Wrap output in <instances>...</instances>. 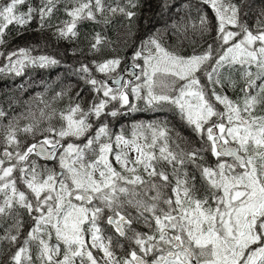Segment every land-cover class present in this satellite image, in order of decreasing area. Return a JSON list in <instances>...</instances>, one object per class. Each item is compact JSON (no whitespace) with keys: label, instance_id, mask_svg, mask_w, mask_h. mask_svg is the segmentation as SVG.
I'll list each match as a JSON object with an SVG mask.
<instances>
[{"label":"snow or ice","instance_id":"snow-or-ice-1","mask_svg":"<svg viewBox=\"0 0 264 264\" xmlns=\"http://www.w3.org/2000/svg\"><path fill=\"white\" fill-rule=\"evenodd\" d=\"M204 3L216 15L220 54L214 58L209 45L204 53L185 57L168 51L150 37L134 54V59H143V66L134 64L133 68L140 69L144 79L131 92L148 105L161 102L175 105L197 134L203 138L206 132L207 150L218 158L216 166L198 162L203 159L202 149L185 151L172 140L166 127L149 124L150 134L134 131L131 139L119 134L113 141L104 124L94 135H87L92 129L87 117L94 114L99 118L110 100H118L132 110L136 108L124 90L128 83L115 91L107 82L100 83L94 90H102L106 99L94 103L88 112L79 104L71 107L64 117L66 127L56 133L60 138L85 137V143H68L63 147L59 139L46 136L15 154L7 147L3 150L0 216L15 214L16 234L9 232L0 239L18 243L23 221L16 213L17 208L26 210L34 222L10 257L12 264H34L33 243L39 264H264V116L254 115L257 106L264 104V27L250 29L241 21L239 6L231 0H204ZM25 4L26 0H9L0 6V44L9 25H26L36 12L43 27V21L51 17L55 8L54 0H45L39 9L28 7L21 11ZM103 11L102 0L78 3L67 11L71 21L57 28L58 35L75 37L79 20L95 19L96 13ZM108 11L123 13L128 18L135 15L120 7ZM200 23L202 29H207L206 17H201ZM229 26L236 30H229ZM101 39L97 34L91 47L97 49ZM7 58L9 65L0 71H16L17 75L25 61L38 63L40 67L59 63L47 55L32 57L25 48L8 53ZM213 59L214 65L209 64ZM119 65V59H108L99 63L97 70L114 72ZM206 65L211 67L205 74L213 86L223 84L221 68L235 65L245 68L242 106L227 95L218 94L213 87L210 96L225 109L217 110L198 77ZM80 70L89 72L87 65ZM161 74L168 79L161 78ZM88 82L98 84L95 79ZM116 83L120 85V80ZM230 83L235 85V81ZM145 89L146 95L142 96ZM77 113L79 118H74ZM118 114V110L110 113L113 117ZM213 117L220 118L219 122ZM24 131L30 132L32 128L26 127ZM6 141L19 147L13 131H9ZM60 147H63L59 153L60 173L50 170L44 175L34 162L20 166V162L29 161L32 153L56 158ZM224 157H231L232 163ZM189 164L205 186L203 195L197 188V176L187 170ZM17 170L18 178L13 175ZM18 180L25 190L18 188ZM105 216L114 235L102 233L100 225ZM134 225H143L147 231ZM121 238L128 245L127 254L122 257L115 251L125 248ZM93 250L102 256L98 258Z\"/></svg>","mask_w":264,"mask_h":264},{"label":"trees","instance_id":"trees-1","mask_svg":"<svg viewBox=\"0 0 264 264\" xmlns=\"http://www.w3.org/2000/svg\"><path fill=\"white\" fill-rule=\"evenodd\" d=\"M7 2L9 0H0V6ZM54 2V11L50 18L43 21V27L39 14L34 12L31 22L26 25L15 23L9 25L3 35L4 42L0 44V53H3L0 55V69H5L9 65L8 53L20 48L28 49L29 55L32 57L47 55L55 58L59 63L40 67L38 63L32 64L25 61L19 75L16 74V71H0V112L3 113L0 115V159L4 158L5 147L15 154L16 151H24L28 146L43 140L46 136L50 139H59L63 147H66L68 143L80 145L85 143V137L60 138L56 135L62 127H66L67 121L64 117L67 116L69 109L77 104L84 112H88L94 103H99L100 99H106L102 90L99 92L94 90V88L100 87V83L107 82L108 87L113 90L118 89L111 87L108 81L115 77L127 62L143 66V59H134V54L150 37L157 39L168 51L185 57L202 54L207 51L209 45H212L214 58L220 54L218 52L220 41L217 40L216 15L211 6L204 3V0H102L103 13L97 12L95 19L79 20L75 29L77 32L75 37L71 35L61 37L57 33V28L63 27L65 22L71 21L67 11L78 6V3L84 2V0H54ZM231 2L239 6L241 21L247 24L250 29L264 27V15H262L264 0H231ZM44 3L45 0H26V4L21 6L20 10L26 11L28 7L39 9ZM113 7L125 8L126 11H132L135 15L128 18L123 13L108 11ZM201 17L207 18V29H202ZM229 30L236 29L229 26ZM97 34L102 38L101 43L97 49H93L91 45L95 43ZM144 54L146 55L147 52L145 51ZM15 59L16 57H13V60ZM108 59H119L120 65L114 72H99L97 65ZM209 64L214 65V59ZM82 65L88 66V73L80 70ZM206 71H211V67L206 65L204 70L198 73V77L201 84L207 88L209 96L212 88L215 87L218 94L227 95L242 106V98L245 95L241 91L245 84L244 67L235 65L221 68L220 79L223 84L215 86L209 83ZM139 74L141 75L140 69H138ZM91 79L97 80L98 84L91 85L88 82ZM231 81H235L234 86L230 83ZM255 91L256 89H253V92ZM127 92L130 104L136 106L135 110L127 105H122L118 100H110L99 118L94 114L87 117L88 123L92 124V129L87 135H94L95 131L104 124H107L109 136L113 141L119 134L131 139L134 131L150 134L147 129L149 124L166 127L170 130L172 140L185 151L202 149L200 155L203 159L198 162L205 166H216L218 158L207 150L206 132L202 138L193 130V126L186 122V119L184 121L185 128H182L179 119L174 123L173 116L168 115V112L179 111L175 105L168 102L148 105L144 99H137L131 89H128ZM141 95H146V89L141 92ZM210 99L213 100L218 111H225L223 105L216 102L211 96ZM149 107L163 110L162 120L158 119L155 111L147 109ZM143 108L148 111V114L143 118L137 117V119L131 120L130 117L124 115L127 112H133L135 115L137 110ZM113 110L119 112L115 117L110 115ZM254 115L264 116V104L257 106ZM74 118H79V113ZM112 118L116 121L114 127L110 125ZM219 119L213 117V120L217 122ZM224 122L227 123L226 117ZM141 125L144 127H140ZM26 127H31L32 131L25 132ZM49 128L56 131L49 132ZM9 131L14 132L19 147L7 143L6 137ZM177 134H179V140H177ZM63 147L58 149L57 156L51 163L40 160L32 153L29 156V161L20 162V166L24 167L25 163L30 165L34 162L37 170L44 175L50 170L60 173L62 169L59 164V153L63 151ZM109 158L113 159L111 156ZM223 159L232 163L231 159ZM8 163L6 161L5 166ZM113 164L119 170V165L115 164L114 159ZM187 170L190 174L197 176V188L203 195L205 186L200 181L199 173L190 164L187 165ZM13 175L18 178L19 170L15 171ZM17 186L21 190H25L19 180ZM2 199V194H0V202ZM16 213L23 221L19 241L17 244H12L5 239H0V264H12L10 257L23 243L28 231L33 227L34 222L26 210L17 208ZM14 224L15 214L0 216V237H4L9 232L15 235ZM100 226L103 235H114L113 229L106 223V216ZM134 227L141 231H147L143 225H134ZM53 242L55 241L53 240ZM121 243L125 244V248L115 249V251L118 256L122 257L127 254L128 245L122 238ZM31 254L34 264H39L36 261L37 247L35 243L31 245ZM93 254L98 258L102 256L98 250H93Z\"/></svg>","mask_w":264,"mask_h":264},{"label":"rangeland","instance_id":"rangeland-1","mask_svg":"<svg viewBox=\"0 0 264 264\" xmlns=\"http://www.w3.org/2000/svg\"><path fill=\"white\" fill-rule=\"evenodd\" d=\"M138 76H141L140 74L138 75ZM161 78H164V79H168V77H164L162 74H161ZM143 77L141 76V79L140 80H135L133 83H131V82H128V80H129V78H127L125 81V83H128V87L126 88V89H124L126 92H127V90L128 89H131L132 87H134L136 84H142L143 83ZM125 83H123V84H125ZM115 91V90H114ZM147 109H150V110H152V111H155L156 112V115L158 116V119L159 120H162V118H163V110H156V109H154V108H151V107H149V108H147ZM124 115L125 116H127V117H130L131 118V120H135V119H137V117L135 116V115H133V112H130V113H124ZM129 115V116H128ZM168 115L169 116H173V121H174V123H176V121H177V119H179V122H180V126L182 127V128H185V124H184V121H185V118H183L182 117V115L180 114V112L179 111H177V110H174V111H172L171 113H169L168 112ZM110 125L112 126V127H114L115 125H116V121L115 120H113V118L112 119H110ZM138 125V123L136 124V126ZM174 129V128H173ZM174 135H175V132H174ZM100 254L102 255V253L100 252Z\"/></svg>","mask_w":264,"mask_h":264},{"label":"water","instance_id":"water-1","mask_svg":"<svg viewBox=\"0 0 264 264\" xmlns=\"http://www.w3.org/2000/svg\"><path fill=\"white\" fill-rule=\"evenodd\" d=\"M137 74H138V68H133V65L130 64V62H127L123 67L122 69L120 70V72L113 78H111L108 83L111 87L113 88H117V87H120L123 82L125 81V79L129 78V81H133L136 77H137ZM119 79L120 80V85H118L116 83V80ZM218 131V130H217ZM42 141V140H41ZM38 142V141H37ZM58 150V149H57ZM35 154V153H34ZM36 155V154H35ZM40 160L46 162V163H51L54 158H46L44 156H38L36 155ZM226 159H231V157H224Z\"/></svg>","mask_w":264,"mask_h":264},{"label":"flooded vegetation","instance_id":"flooded-vegetation-1","mask_svg":"<svg viewBox=\"0 0 264 264\" xmlns=\"http://www.w3.org/2000/svg\"><path fill=\"white\" fill-rule=\"evenodd\" d=\"M148 114V111H145V108H143L142 110H137L135 116L138 118H143Z\"/></svg>","mask_w":264,"mask_h":264}]
</instances>
